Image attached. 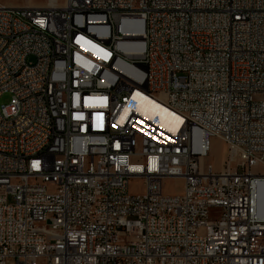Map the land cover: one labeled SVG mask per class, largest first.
<instances>
[{"label": "built area", "instance_id": "1", "mask_svg": "<svg viewBox=\"0 0 264 264\" xmlns=\"http://www.w3.org/2000/svg\"><path fill=\"white\" fill-rule=\"evenodd\" d=\"M4 94L0 264H264V0L0 3Z\"/></svg>", "mask_w": 264, "mask_h": 264}, {"label": "rangeland", "instance_id": "2", "mask_svg": "<svg viewBox=\"0 0 264 264\" xmlns=\"http://www.w3.org/2000/svg\"><path fill=\"white\" fill-rule=\"evenodd\" d=\"M23 0H0V2H13L21 3ZM46 0H31L33 3H43ZM50 1V0H47ZM46 1V2H47ZM63 0H57L60 4ZM9 99L8 94L1 96L0 101L7 102ZM227 154V149L222 140L217 137H212L209 140V150L207 156L203 159L205 164H211L216 170H220L224 160V156ZM182 185V180L169 178L164 181L163 192L165 194L177 193ZM129 192L131 194H140L143 191V183L141 179H131L129 181Z\"/></svg>", "mask_w": 264, "mask_h": 264}, {"label": "bare ground", "instance_id": "3", "mask_svg": "<svg viewBox=\"0 0 264 264\" xmlns=\"http://www.w3.org/2000/svg\"><path fill=\"white\" fill-rule=\"evenodd\" d=\"M62 5H63V2L61 4H58V3L57 4H44L42 6L43 7H47V6L61 7ZM142 109L146 113L147 112L150 114L156 113L159 117L161 124L165 128L171 131H174L176 129L177 124H175L173 121L174 115L171 112H169V110H167L165 107L156 104V102H154L150 98H147V97L143 98Z\"/></svg>", "mask_w": 264, "mask_h": 264}, {"label": "crops", "instance_id": "4", "mask_svg": "<svg viewBox=\"0 0 264 264\" xmlns=\"http://www.w3.org/2000/svg\"><path fill=\"white\" fill-rule=\"evenodd\" d=\"M46 1L43 3H33V2H31V0H23L21 3H19V2H17V3L16 2L15 3H13V2H0V3L5 4L7 6H10V7H15V8H20V7H25V6L34 7V8H41V7H43L42 5H44V4H57V0H50L47 2ZM62 2H64V0Z\"/></svg>", "mask_w": 264, "mask_h": 264}]
</instances>
